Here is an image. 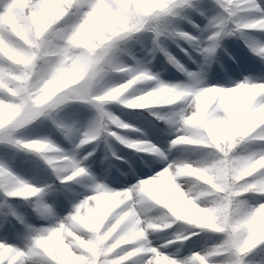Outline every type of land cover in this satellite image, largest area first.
Here are the masks:
<instances>
[{
	"label": "clouds",
	"instance_id": "1",
	"mask_svg": "<svg viewBox=\"0 0 264 264\" xmlns=\"http://www.w3.org/2000/svg\"><path fill=\"white\" fill-rule=\"evenodd\" d=\"M0 264H264V0H0Z\"/></svg>",
	"mask_w": 264,
	"mask_h": 264
}]
</instances>
